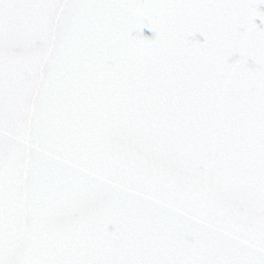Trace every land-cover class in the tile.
Here are the masks:
<instances>
[{
    "label": "snow or ice",
    "instance_id": "1",
    "mask_svg": "<svg viewBox=\"0 0 264 264\" xmlns=\"http://www.w3.org/2000/svg\"><path fill=\"white\" fill-rule=\"evenodd\" d=\"M0 264H264V0H0Z\"/></svg>",
    "mask_w": 264,
    "mask_h": 264
},
{
    "label": "water",
    "instance_id": "2",
    "mask_svg": "<svg viewBox=\"0 0 264 264\" xmlns=\"http://www.w3.org/2000/svg\"><path fill=\"white\" fill-rule=\"evenodd\" d=\"M257 22H259V21H257ZM143 34H144L145 36H152V35H154V33H152L151 29H148V28H145V29L143 30ZM198 38H199V39H203L202 36H198Z\"/></svg>",
    "mask_w": 264,
    "mask_h": 264
}]
</instances>
